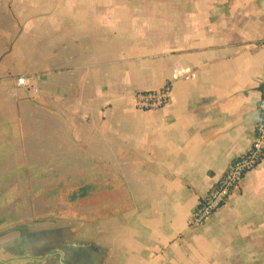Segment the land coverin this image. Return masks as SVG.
Returning <instances> with one entry per match:
<instances>
[{
	"label": "crops",
	"instance_id": "0c3cea01",
	"mask_svg": "<svg viewBox=\"0 0 264 264\" xmlns=\"http://www.w3.org/2000/svg\"><path fill=\"white\" fill-rule=\"evenodd\" d=\"M263 74L264 0H0V264H264V151L186 223Z\"/></svg>",
	"mask_w": 264,
	"mask_h": 264
},
{
	"label": "built area",
	"instance_id": "2783aa9c",
	"mask_svg": "<svg viewBox=\"0 0 264 264\" xmlns=\"http://www.w3.org/2000/svg\"><path fill=\"white\" fill-rule=\"evenodd\" d=\"M29 79L30 76L19 75L16 76L15 81L18 85L27 86ZM170 92L169 82L157 89L140 90L134 95V107L138 109L158 108L168 101ZM260 92L257 103L258 117L249 146L244 153L227 164L217 181L210 186L205 194L198 198L192 213L186 219L188 225L196 226L204 223L210 214L225 201L242 176L258 163L264 151V74L261 78Z\"/></svg>",
	"mask_w": 264,
	"mask_h": 264
},
{
	"label": "rangeland",
	"instance_id": "374dc122",
	"mask_svg": "<svg viewBox=\"0 0 264 264\" xmlns=\"http://www.w3.org/2000/svg\"><path fill=\"white\" fill-rule=\"evenodd\" d=\"M13 198H10V200H12ZM31 199V198H30ZM34 200H35V202H38V200H39V198L37 197V196H35L34 197ZM40 201H41V198H40ZM46 201H45V198H42V202H41V204H40V208H42V209H44L45 207H46ZM26 208V207H25ZM37 215L39 214V213H36ZM22 215H24L25 217H26V219L30 216L31 218H34V214L32 213V214H30V213H28L27 211H25V213L24 214H22ZM23 217V216H22Z\"/></svg>",
	"mask_w": 264,
	"mask_h": 264
}]
</instances>
